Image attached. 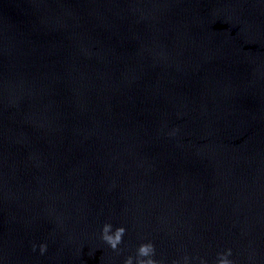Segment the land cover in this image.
<instances>
[{
  "label": "water",
  "instance_id": "water-1",
  "mask_svg": "<svg viewBox=\"0 0 264 264\" xmlns=\"http://www.w3.org/2000/svg\"><path fill=\"white\" fill-rule=\"evenodd\" d=\"M0 264H264V0H0Z\"/></svg>",
  "mask_w": 264,
  "mask_h": 264
}]
</instances>
